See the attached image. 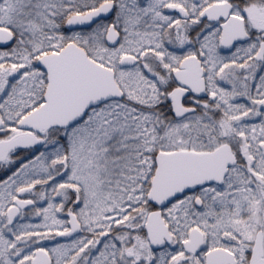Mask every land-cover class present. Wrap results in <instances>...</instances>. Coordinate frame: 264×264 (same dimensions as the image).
<instances>
[{
  "label": "snow or ice",
  "instance_id": "6c2138e0",
  "mask_svg": "<svg viewBox=\"0 0 264 264\" xmlns=\"http://www.w3.org/2000/svg\"><path fill=\"white\" fill-rule=\"evenodd\" d=\"M0 264H264V0H0Z\"/></svg>",
  "mask_w": 264,
  "mask_h": 264
}]
</instances>
